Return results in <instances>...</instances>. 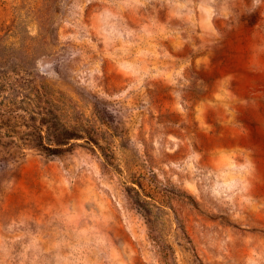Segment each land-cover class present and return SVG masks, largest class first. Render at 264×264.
Returning <instances> with one entry per match:
<instances>
[{
	"label": "rangeland",
	"instance_id": "1",
	"mask_svg": "<svg viewBox=\"0 0 264 264\" xmlns=\"http://www.w3.org/2000/svg\"><path fill=\"white\" fill-rule=\"evenodd\" d=\"M0 264H264V0H0Z\"/></svg>",
	"mask_w": 264,
	"mask_h": 264
}]
</instances>
